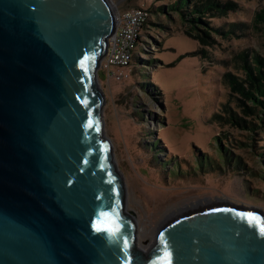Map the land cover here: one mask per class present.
Returning a JSON list of instances; mask_svg holds the SVG:
<instances>
[{"label": "water", "instance_id": "water-1", "mask_svg": "<svg viewBox=\"0 0 264 264\" xmlns=\"http://www.w3.org/2000/svg\"><path fill=\"white\" fill-rule=\"evenodd\" d=\"M114 27L107 0H0V264H158L165 251L171 264H264V236L239 215L264 218L253 206L177 217L136 249L102 136L97 70Z\"/></svg>", "mask_w": 264, "mask_h": 264}, {"label": "rangeland", "instance_id": "rangeland-1", "mask_svg": "<svg viewBox=\"0 0 264 264\" xmlns=\"http://www.w3.org/2000/svg\"><path fill=\"white\" fill-rule=\"evenodd\" d=\"M221 1L236 7L213 18L212 26H238L228 34L209 31L206 59L200 58L197 42L185 35L187 25L178 14L158 18L152 13L140 55L148 63L121 69L128 75L121 82L107 81L101 73L97 77L105 100L102 136L110 141L123 182L124 209L134 220L135 245L144 254L155 246L162 226L188 213L225 206L264 211V198L257 194L264 195V165L256 156L264 154V126L253 136L252 148L247 133L225 121L229 115L224 112L226 106L242 118L236 107L241 97L224 83L225 74L244 79L234 57L247 51L264 59V35L252 23L254 14L264 10V0ZM107 2L116 15L132 7H166L173 0ZM219 145L260 175L250 181L252 191L219 169L225 167Z\"/></svg>", "mask_w": 264, "mask_h": 264}, {"label": "trees", "instance_id": "trees-1", "mask_svg": "<svg viewBox=\"0 0 264 264\" xmlns=\"http://www.w3.org/2000/svg\"><path fill=\"white\" fill-rule=\"evenodd\" d=\"M235 7L236 4L221 0H173L166 7L144 8L149 14L147 24H149L153 14L158 18L160 14H164L170 18V12L178 14L180 20L187 25V29L184 32L185 35L197 42L201 55L200 58L206 59L207 47L211 45L207 40L210 37L209 31L228 34L229 32H233L238 26L235 23H231L227 30H223L213 27L212 19L227 15L229 12L234 11ZM252 23L253 27L264 35V10H260L254 14ZM234 61H238L240 69L244 71V79L225 74L224 83L227 84L233 93H237L241 97L242 100H239V104L236 107L239 109V114L242 115V118L231 113L224 106V112L229 115L225 121L236 124L240 129H243L251 140L252 148H255L253 136L263 131L264 126V59L258 57L256 54H248L247 51H243L234 57ZM132 63L137 65L141 63L143 64L141 66H144L148 62H143L139 55H134ZM98 78L100 79V74ZM243 117L246 119H243ZM215 139L217 140V135ZM224 144L229 146L227 140H225ZM218 150L220 161L225 164V167L221 166L219 169L222 172L226 170L228 174L238 178L244 184V187L246 185L247 189L252 191L253 188L249 186L250 181H258L260 175L253 171L252 168H246L240 162L239 157H234L230 154V151L225 146L219 145ZM256 156L259 162L264 165V154L258 153ZM256 174L259 178H254ZM257 194L264 198V195L258 191Z\"/></svg>", "mask_w": 264, "mask_h": 264}, {"label": "built area", "instance_id": "built-area-1", "mask_svg": "<svg viewBox=\"0 0 264 264\" xmlns=\"http://www.w3.org/2000/svg\"><path fill=\"white\" fill-rule=\"evenodd\" d=\"M149 14L144 7H132L115 15V27L107 41L106 53L97 70L107 81L121 82L128 75L121 71L133 62L134 55L144 52ZM143 50V52H142Z\"/></svg>", "mask_w": 264, "mask_h": 264}, {"label": "snow or ice", "instance_id": "snow-or-ice-1", "mask_svg": "<svg viewBox=\"0 0 264 264\" xmlns=\"http://www.w3.org/2000/svg\"><path fill=\"white\" fill-rule=\"evenodd\" d=\"M91 57L85 56L81 61H80V67L84 71L85 75L87 74V67H86V62L89 61ZM86 103V102H85ZM88 127H91V123L87 125ZM101 216L108 217V213H101ZM239 215L242 218H246L249 222L250 225H255L260 232L261 236H264V218L255 215L254 213L248 212V213H239ZM114 225V221H112ZM93 227L96 229V231H109V232H114L116 229L115 227H105L101 228L97 224L94 223ZM127 246V245H125ZM158 264H171V254L168 251H165L163 256L159 258Z\"/></svg>", "mask_w": 264, "mask_h": 264}, {"label": "bare ground", "instance_id": "bare-ground-1", "mask_svg": "<svg viewBox=\"0 0 264 264\" xmlns=\"http://www.w3.org/2000/svg\"><path fill=\"white\" fill-rule=\"evenodd\" d=\"M219 203H222V202H219ZM219 203H211V202H208V204L209 205H207V206H222V205H220ZM204 208V207H203ZM136 249L137 250H139L137 247H136ZM143 249V248H142ZM140 251V250H139ZM140 252H142V251H140ZM143 253V252H142Z\"/></svg>", "mask_w": 264, "mask_h": 264}]
</instances>
